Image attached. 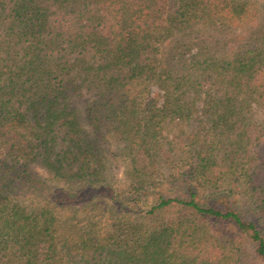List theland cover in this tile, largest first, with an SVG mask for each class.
<instances>
[{
	"label": "trees",
	"instance_id": "16d2710c",
	"mask_svg": "<svg viewBox=\"0 0 264 264\" xmlns=\"http://www.w3.org/2000/svg\"><path fill=\"white\" fill-rule=\"evenodd\" d=\"M0 264H264V0H0Z\"/></svg>",
	"mask_w": 264,
	"mask_h": 264
},
{
	"label": "rangeland",
	"instance_id": "374dc122",
	"mask_svg": "<svg viewBox=\"0 0 264 264\" xmlns=\"http://www.w3.org/2000/svg\"><path fill=\"white\" fill-rule=\"evenodd\" d=\"M257 116H258V118H263V114L261 112H258ZM124 164L125 163L122 162L121 160L114 161V163H113V167L112 168H113L115 174H117L118 179H123L122 176H123V171H124V168H125ZM36 170L38 172H40L42 175H45V171L41 167L36 166Z\"/></svg>",
	"mask_w": 264,
	"mask_h": 264
}]
</instances>
